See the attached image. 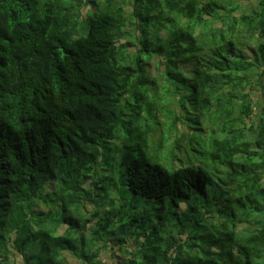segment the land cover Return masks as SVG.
I'll return each mask as SVG.
<instances>
[{"label":"trees","instance_id":"obj_1","mask_svg":"<svg viewBox=\"0 0 264 264\" xmlns=\"http://www.w3.org/2000/svg\"><path fill=\"white\" fill-rule=\"evenodd\" d=\"M243 1L0 0V264H264V0Z\"/></svg>","mask_w":264,"mask_h":264},{"label":"rangeland","instance_id":"obj_2","mask_svg":"<svg viewBox=\"0 0 264 264\" xmlns=\"http://www.w3.org/2000/svg\"><path fill=\"white\" fill-rule=\"evenodd\" d=\"M243 3L247 6L249 5V6L255 8V6L257 4V0L243 1ZM247 6H244V7L239 6V8H242L241 10H243V11H246V10L249 11V8ZM245 51H246V53H249V55H252V52L249 49V47H246ZM149 72L152 75H155L157 73V69L155 67L154 59L151 60V62H150ZM130 197H131V194H128L127 198L129 199ZM159 204H160V200H143L141 203V206H140V210L143 212L150 213L151 211L154 210V208H157L159 206ZM99 247H100V244L96 245V248H99ZM100 250H101V258H102V260H104V262H106V264H117L122 259V254L119 253L120 251L118 252L116 250H112L110 247H103V246L100 248ZM66 255H67V259H68L70 264H77V261L75 258L70 256L69 254H66ZM10 264H23V260L21 258V255L18 252H16L15 250L11 251Z\"/></svg>","mask_w":264,"mask_h":264}]
</instances>
